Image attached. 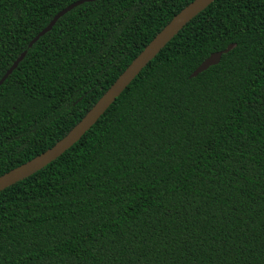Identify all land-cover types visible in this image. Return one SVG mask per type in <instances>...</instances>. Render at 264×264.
I'll list each match as a JSON object with an SVG mask.
<instances>
[{
  "label": "trees",
  "instance_id": "obj_1",
  "mask_svg": "<svg viewBox=\"0 0 264 264\" xmlns=\"http://www.w3.org/2000/svg\"><path fill=\"white\" fill-rule=\"evenodd\" d=\"M0 0V175L72 128L192 0ZM216 65L191 77L209 54ZM0 264H264V0H213L55 160L0 191Z\"/></svg>",
  "mask_w": 264,
  "mask_h": 264
},
{
  "label": "water",
  "instance_id": "obj_2",
  "mask_svg": "<svg viewBox=\"0 0 264 264\" xmlns=\"http://www.w3.org/2000/svg\"><path fill=\"white\" fill-rule=\"evenodd\" d=\"M94 0H78L62 10L58 11L27 44L29 48L40 36L47 32L54 22L68 12L73 7ZM213 0H192L180 9L161 30L142 48V50L131 60L124 70L116 77L110 86L96 100V102L88 109V111L80 118V120L72 126L67 133L56 141L50 148L42 153L34 156L30 160L12 168L11 170L0 175V191L21 181L34 172L40 170L48 163L55 160L70 146H72L79 138L97 121L104 111L111 105L114 99L123 91V89L133 80L139 71L158 53V51L194 16L205 9ZM234 47L233 44L227 45L223 50L209 54L191 73V77H195L198 73L206 70L208 67L216 65L219 62L221 54L227 53ZM25 51L21 52L12 62L10 67L0 78V84L15 69L18 62L23 58Z\"/></svg>",
  "mask_w": 264,
  "mask_h": 264
}]
</instances>
